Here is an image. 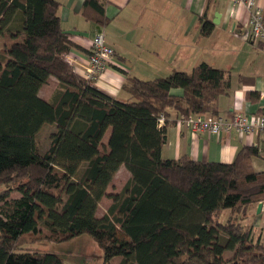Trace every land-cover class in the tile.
Instances as JSON below:
<instances>
[{
  "label": "trees",
  "instance_id": "trees-1",
  "mask_svg": "<svg viewBox=\"0 0 264 264\" xmlns=\"http://www.w3.org/2000/svg\"><path fill=\"white\" fill-rule=\"evenodd\" d=\"M105 2L84 0L83 17L102 27ZM58 8L56 0H0V36L14 39L0 49V264H63L55 254L16 252L23 234L41 229L59 241L89 235L104 264L116 257L118 264H264V243L241 220L264 202V172L251 165L258 151L245 146L231 163L161 156L168 111L218 115L229 71L202 63L188 73L128 78L129 98H112L66 59L74 45ZM212 28L204 22L202 34ZM51 78L57 86L44 99ZM42 124L56 130L43 155L35 142ZM121 166L130 177L108 193ZM103 198L111 204L97 217Z\"/></svg>",
  "mask_w": 264,
  "mask_h": 264
},
{
  "label": "crops",
  "instance_id": "crops-1",
  "mask_svg": "<svg viewBox=\"0 0 264 264\" xmlns=\"http://www.w3.org/2000/svg\"><path fill=\"white\" fill-rule=\"evenodd\" d=\"M56 1L61 27L74 45L66 59L79 75L84 78L93 38L99 31L113 50L105 71L92 82L104 94L126 100L129 95L123 85L128 78L153 80L174 71L188 73L205 63L229 71V89L217 100V116L255 115L264 108V44L249 41L248 14L229 0H106L102 27L83 17L84 0ZM253 1L264 12V0ZM231 9L237 10L235 17L229 16ZM204 22L213 27L207 36L202 34ZM241 78L247 79L245 83ZM44 87L39 94L48 99L51 92L42 96ZM250 93H259V100H251ZM178 116L168 111L162 158L186 156L199 162L231 163L243 147L252 146L258 151L251 158L252 168L264 172V133H193L176 123ZM261 203L259 214L257 205L248 207L245 224L252 227L253 238L264 243Z\"/></svg>",
  "mask_w": 264,
  "mask_h": 264
},
{
  "label": "rangeland",
  "instance_id": "rangeland-1",
  "mask_svg": "<svg viewBox=\"0 0 264 264\" xmlns=\"http://www.w3.org/2000/svg\"><path fill=\"white\" fill-rule=\"evenodd\" d=\"M13 42L14 39H12L8 34L0 36V49H2L3 46H9ZM101 75H99V77ZM56 86L57 81L51 78L49 83L44 87L42 96H45V94L50 92L52 93ZM124 98L126 99L127 96ZM72 120V118L68 120V125L72 123ZM55 131L54 125L42 124L40 131L36 134V149L41 155L45 154L50 148L49 135ZM108 136L109 132H107L104 137L105 141L107 140ZM80 166V162H76L68 171L69 176L73 177ZM129 177L130 175L128 171L123 166H121L110 183V186L107 190L108 193H119L123 189ZM19 195L20 194L18 192H13L11 197L17 198ZM59 196L63 197L61 193H59ZM110 204L111 199L103 198L98 205L96 216L102 217L106 213V210ZM241 220L243 223H245L246 218L243 217ZM19 251L29 253L39 252L55 254L62 259L63 264H104L102 251L93 241V239L87 234H82L68 241H59L56 238H52L47 231L41 229L36 235L23 234L16 243V252ZM231 256V252L226 253L227 259H230ZM119 261L120 258L116 257L110 261V264H118Z\"/></svg>",
  "mask_w": 264,
  "mask_h": 264
},
{
  "label": "built area",
  "instance_id": "built-area-1",
  "mask_svg": "<svg viewBox=\"0 0 264 264\" xmlns=\"http://www.w3.org/2000/svg\"><path fill=\"white\" fill-rule=\"evenodd\" d=\"M231 5L244 9L247 14V36L252 43L264 44V17L261 8L257 7L253 0H229ZM236 9L229 11V16L235 17ZM114 54L113 50L105 44L104 35L100 31L93 38L90 53L88 55V67L84 79L94 82L103 74L107 67V61ZM164 116L158 118L160 126L164 124ZM176 123L187 127L191 132H207L212 135H229L237 131L244 135L264 133V115H247L243 113L233 114L230 117L213 115H180Z\"/></svg>",
  "mask_w": 264,
  "mask_h": 264
},
{
  "label": "water",
  "instance_id": "water-1",
  "mask_svg": "<svg viewBox=\"0 0 264 264\" xmlns=\"http://www.w3.org/2000/svg\"><path fill=\"white\" fill-rule=\"evenodd\" d=\"M218 15H215V17H217ZM100 32V31H99ZM261 206H262V203H258L257 204V210H256V213L259 214L260 213V210H261Z\"/></svg>",
  "mask_w": 264,
  "mask_h": 264
}]
</instances>
